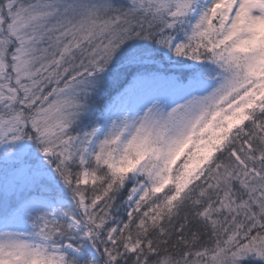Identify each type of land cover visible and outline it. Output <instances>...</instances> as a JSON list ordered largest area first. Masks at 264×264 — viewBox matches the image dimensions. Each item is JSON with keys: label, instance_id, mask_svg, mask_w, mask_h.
Returning <instances> with one entry per match:
<instances>
[{"label": "rangeland", "instance_id": "374dc122", "mask_svg": "<svg viewBox=\"0 0 264 264\" xmlns=\"http://www.w3.org/2000/svg\"><path fill=\"white\" fill-rule=\"evenodd\" d=\"M103 4L107 0H0V139L11 142L19 162L24 160L11 179L20 184H13L21 186L27 171L32 182L37 180L51 192L32 193L2 215L0 264H77L73 260L83 257L97 263L94 251L84 256L72 242L54 241L46 237L45 227L34 229L28 222L30 211H45L37 222H65L72 240L86 239L76 209L68 208L62 188H55L62 166L58 151L67 149L71 128L76 127L67 156L79 159L81 184L95 179L103 186L128 183L115 213L133 216L132 220L137 216L139 225L154 219L157 209L172 199L180 200L249 109L264 99V0H183L175 13L183 25L189 18L205 23L209 36L199 47H215L213 58L220 69L211 62L209 71L197 66L196 75L185 82L137 73L79 125L77 118L86 105L82 102L91 95L94 82L76 80L52 90L47 85L42 94L37 87L59 80L64 57L78 42L106 28ZM183 30L186 36L185 26ZM180 37L169 42V51L196 58V49L177 48ZM29 135L38 136L41 144L34 149L32 164L27 159L32 153ZM177 157L184 159L182 165ZM117 219L111 217L107 229L89 238L113 245L122 237L121 252H132L138 240L135 227L125 222L124 228ZM124 229L129 236H124ZM261 234L250 238V247L230 246L211 258L205 253L196 264H238L248 254L264 256Z\"/></svg>", "mask_w": 264, "mask_h": 264}, {"label": "trees", "instance_id": "16d2710c", "mask_svg": "<svg viewBox=\"0 0 264 264\" xmlns=\"http://www.w3.org/2000/svg\"><path fill=\"white\" fill-rule=\"evenodd\" d=\"M181 1L107 0V4L102 5L106 28L94 37L78 42L64 57L61 78L38 84L39 94L47 85L52 90L58 84L76 80L94 82L95 85L89 89L91 95H85V102H82L86 105L77 118L78 121L81 118L80 125L91 119L102 103H106L110 93L113 96L117 94L129 77L137 73L149 76L163 74L185 82L191 75H196L197 66L209 71V64L212 63L215 69H220L213 58L215 47H199L209 36L205 23L189 18L183 25L180 16L175 13ZM180 36L183 39L178 40L177 48H184V52L196 49L192 53L196 58L169 51V42L181 39ZM193 61L200 62L189 65ZM249 111L234 129L228 143L214 153L212 160L204 166L201 175L188 185L180 200L172 199L170 204L157 209L159 212L154 219L142 221L139 225L137 216L132 220L133 216L130 218L126 214L115 213L126 197L128 183L114 181L109 186H103L95 179L91 184H81L79 159L74 155L67 156L71 152L76 127L71 128L67 149L58 151L62 155V166L58 169L55 188L61 187L60 193L68 198L67 207L76 209L86 239L81 242L72 240L65 222L53 223L46 221V217V223L37 222L45 216V211H30L29 225L34 229L45 227L46 237L54 241L72 242L84 256L94 251L98 258L96 264H196L202 261L205 253L211 258L216 252L229 251L230 246L250 247L248 241L251 237L253 239L257 233L264 235V99ZM29 140L32 153L27 154V159L31 163L35 161L34 149L40 148L41 144L36 135H29ZM5 141L0 139V218L13 206L22 205L32 193L51 196L44 184L35 182V179L32 182L27 171L21 186L11 180L24 160L19 162L15 156L18 150L11 142ZM177 158L182 165L184 159ZM3 197L6 206L2 209ZM25 209L22 206L20 210ZM115 216L123 224L133 223V233L138 235L134 251L121 252L119 243H123L122 237L118 239L119 246L116 243L105 244L104 241L96 243L89 238L90 234L107 229L111 217ZM122 226L126 228V223ZM123 234L129 236L126 230ZM85 258L73 262L94 264ZM238 264H264V256L248 254Z\"/></svg>", "mask_w": 264, "mask_h": 264}]
</instances>
